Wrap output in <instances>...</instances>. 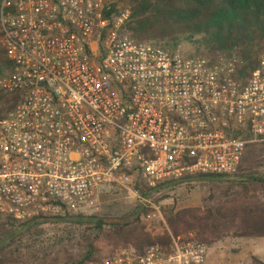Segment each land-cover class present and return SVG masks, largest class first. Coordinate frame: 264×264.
Instances as JSON below:
<instances>
[{
	"label": "built area",
	"instance_id": "built-area-1",
	"mask_svg": "<svg viewBox=\"0 0 264 264\" xmlns=\"http://www.w3.org/2000/svg\"><path fill=\"white\" fill-rule=\"evenodd\" d=\"M113 0H2L0 93L19 96L0 120V219L23 222L92 209L127 193L163 222L148 188L197 174L231 176L264 147V53L251 75L224 54L186 56L123 34ZM193 236L131 249L102 264H204Z\"/></svg>",
	"mask_w": 264,
	"mask_h": 264
},
{
	"label": "trees",
	"instance_id": "trees-1",
	"mask_svg": "<svg viewBox=\"0 0 264 264\" xmlns=\"http://www.w3.org/2000/svg\"><path fill=\"white\" fill-rule=\"evenodd\" d=\"M119 2L125 8L117 9ZM1 3L2 0L0 9ZM124 10H130L128 22L125 21V31L129 38L139 43L160 44L171 52L176 51L180 44L187 43L195 51L193 55H186L189 57L234 55L242 62L241 67L237 68L239 79L251 75L264 53V0H117L115 4H111L110 10L103 12V16L109 18L111 14ZM8 70L9 63L0 49V77ZM1 97L5 104L0 109V118H4L16 106L19 96L2 94ZM252 146L254 144L247 149ZM246 159L243 155L238 170L231 176L197 174L161 181L153 188L136 180L132 187L141 197L148 199L153 191L171 183L186 180L205 182L207 192L202 197L201 208L179 212L172 216L170 222L187 223L195 227L200 231L195 239L211 246L232 240L264 239V173H245L242 165ZM232 177H236L239 184L227 180L230 185L221 187L222 179ZM147 211L137 205L126 221L108 223L103 218L85 217L66 210L58 216L32 217L23 221L20 227L30 231L41 221L90 223L97 239L104 246L110 247V253L104 255L102 250L89 243L78 259L69 264H102L112 254L123 249H131L141 256L151 245L158 244L167 248L171 239L182 238L175 230L168 233L166 229H162L153 236L146 233L145 229L149 224L142 220V216ZM5 220V224L12 228L16 225L12 222H18ZM11 257L12 255L0 256V264L17 263ZM241 264L264 263L256 256L249 255Z\"/></svg>",
	"mask_w": 264,
	"mask_h": 264
},
{
	"label": "rangeland",
	"instance_id": "rangeland-1",
	"mask_svg": "<svg viewBox=\"0 0 264 264\" xmlns=\"http://www.w3.org/2000/svg\"><path fill=\"white\" fill-rule=\"evenodd\" d=\"M116 2L117 0H113V4ZM116 8L122 9L125 6L119 2ZM127 11L130 16V10ZM125 25L124 23L122 32L129 36L125 31ZM176 51L184 55L195 53L192 46L187 43L180 44ZM1 96L2 94H0V109L5 104V100H1ZM244 157L247 158L242 165V170L245 173H264V147L262 145L254 144L248 148ZM240 174L242 175V172ZM227 180L239 184L236 177L225 178L222 179L221 187L230 185L229 181L226 182ZM204 183L186 180L180 183H171L153 191L148 199L160 206L163 222L149 224L146 226L145 232L153 236L159 234L162 229H166L168 233L175 230L180 237L191 235L197 238L200 231H197L195 227L187 223L175 224L170 222V219L179 212L201 208L202 197L207 192ZM137 205V200L127 193H109L99 197L94 208L87 209L80 214L85 217L103 218L108 223L124 222L131 216ZM6 222L7 220L0 219V256L12 255L11 259L17 261L18 264H69L78 259L79 255L87 249L89 243L102 250L104 255L111 251L109 246H104V243L97 239L90 223L41 221L36 228L26 231L25 227H20L22 222H12L16 224L13 228L6 225ZM248 240L250 239L232 240L213 246L207 244L209 254L206 262L209 260V264H241L252 253L261 255L264 262V245H252L246 242ZM261 241L264 242V240Z\"/></svg>",
	"mask_w": 264,
	"mask_h": 264
},
{
	"label": "crops",
	"instance_id": "crops-1",
	"mask_svg": "<svg viewBox=\"0 0 264 264\" xmlns=\"http://www.w3.org/2000/svg\"><path fill=\"white\" fill-rule=\"evenodd\" d=\"M261 240H264V239H260V238L250 239V240H248L246 242L251 243L252 245H264V242L261 241ZM252 255L256 256L259 259L260 262L264 263L263 260H262V256L261 255L255 254V253H252ZM209 263H210L209 260H207V262L205 260V262H204V264H209Z\"/></svg>",
	"mask_w": 264,
	"mask_h": 264
}]
</instances>
